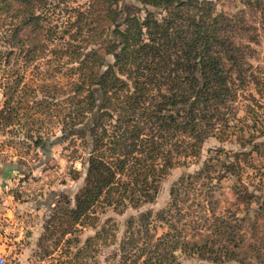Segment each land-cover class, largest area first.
<instances>
[{"label": "trees", "instance_id": "obj_1", "mask_svg": "<svg viewBox=\"0 0 264 264\" xmlns=\"http://www.w3.org/2000/svg\"><path fill=\"white\" fill-rule=\"evenodd\" d=\"M48 1L0 0V41L16 46L28 62L43 58L54 40L44 21ZM124 1L89 0L88 9L78 10L57 37L58 45L50 47L52 59H57L54 71L61 69L65 56L73 64L71 94L64 91L65 99L58 102L57 96L63 95L58 82L48 86L42 77H37L39 85L25 89L33 96L26 104L29 109L43 113L54 105L62 114L61 131L66 134L61 140L75 135L89 145L85 183L68 210L75 224L91 218L99 207L121 210L152 202L159 181L173 166L197 156L207 138L226 132L241 92L264 105V68H253L248 59L255 50L240 39L250 34L248 41H255L258 29L264 34V0H239L244 7L233 14L215 11L212 0H129L140 6ZM247 11L258 25L246 23ZM65 35L68 41H63ZM106 56L112 61L106 62ZM20 81L16 79L0 110L9 124L19 121L22 98L14 106L10 99ZM94 86L102 94L99 102ZM38 91L44 93L41 99L35 96ZM93 111L96 117L86 132L80 124ZM35 143L42 145L43 140ZM240 154L245 155L239 152L235 158ZM214 160L220 162L218 171ZM234 165L228 156L211 157L194 175L173 185L164 209L127 219L118 264H180L181 255L211 264H242L253 258L264 263L258 225L252 224L250 234L243 217L215 211L217 179ZM195 190L206 200L195 203L199 216L188 233L181 204ZM157 221L166 228L156 236L149 226Z\"/></svg>", "mask_w": 264, "mask_h": 264}, {"label": "rangeland", "instance_id": "obj_2", "mask_svg": "<svg viewBox=\"0 0 264 264\" xmlns=\"http://www.w3.org/2000/svg\"><path fill=\"white\" fill-rule=\"evenodd\" d=\"M212 1L217 12L233 14L244 7L239 0ZM124 2L138 5L129 0ZM88 3L89 0L48 1L44 21L46 27L54 31L51 35L54 40L48 42L49 48L43 58L28 62L24 55L18 53L16 46L12 48L10 42L0 41V110L16 79L21 81L10 99V105H16V100L22 98L17 123H6L0 114V223L10 226L9 234L0 231V254L5 258V264H118V244L127 219L147 210L157 213L164 209L170 202L169 192L173 185L181 177L194 175L211 157L222 159L228 156L235 163L223 178L217 179L219 186L213 190L212 200L217 202L215 211L223 213L229 210L243 217L244 227L250 234L252 224H257L259 236L264 238V105L258 106L246 99V91L241 92L233 104L235 116L230 117L226 132L222 130L218 136L215 137V134L207 138L197 156L173 166L159 181L158 193L152 202L121 210L112 206L99 207L91 218L82 219L76 224L72 221L68 210L74 206L75 195L85 183L89 145L85 147L83 140L75 135L61 140L66 134L61 131L62 114L55 110L54 105L43 113L29 109L33 96L25 89L39 85L41 80H37V77H42V80L45 79L42 82L48 86L58 82L63 94L57 96L58 102L65 99L64 91L71 94L68 83L76 77L70 72L73 64L65 56L61 59V69L54 71L57 59H52L49 49L58 45L57 37L73 23L78 10L88 9ZM245 19L247 24L258 25L248 11ZM73 27L72 32L75 31ZM67 35L62 37L63 41H68ZM249 36L240 37L255 50L248 60L255 70L264 68V34L258 29L257 39L252 42L248 41ZM9 49H13L14 53L8 54ZM49 57L51 63L48 62ZM110 61L111 57L106 56V62ZM93 90L99 102L102 95L100 88L94 86ZM43 95L41 91L35 93L37 99ZM62 105L65 106V103ZM67 107L66 104L64 109ZM32 112L33 116L27 118V113ZM95 117L94 111L87 114L80 127L88 132ZM31 118L34 122L27 124ZM240 129H243L245 137L242 141L238 138ZM86 135L84 139L88 141L90 136ZM38 139L43 140L42 145L35 143ZM239 152L245 155L240 154L237 159L235 155ZM214 163L217 171L220 170V162L214 160ZM4 167L8 169L6 180L1 177ZM191 193L195 194H190L181 204L186 214L183 220L187 223L188 233L191 221L199 216L195 203L201 205L206 200L197 190ZM159 224L158 221L150 223V233L157 236L164 231L166 227ZM101 228L104 231L98 235ZM179 261L180 264H211L185 255H181ZM242 264L264 263L253 258Z\"/></svg>", "mask_w": 264, "mask_h": 264}, {"label": "built area", "instance_id": "obj_3", "mask_svg": "<svg viewBox=\"0 0 264 264\" xmlns=\"http://www.w3.org/2000/svg\"><path fill=\"white\" fill-rule=\"evenodd\" d=\"M0 226L2 227V230L0 229L1 232H4V234H9L8 231V226L5 225L4 223H0ZM5 258L0 254V264H5Z\"/></svg>", "mask_w": 264, "mask_h": 264}, {"label": "crops", "instance_id": "obj_4", "mask_svg": "<svg viewBox=\"0 0 264 264\" xmlns=\"http://www.w3.org/2000/svg\"><path fill=\"white\" fill-rule=\"evenodd\" d=\"M1 177L3 178V179H7V177H8V169H7V167H4L3 168V170H2V174H1ZM8 229H10V226L8 225Z\"/></svg>", "mask_w": 264, "mask_h": 264}]
</instances>
